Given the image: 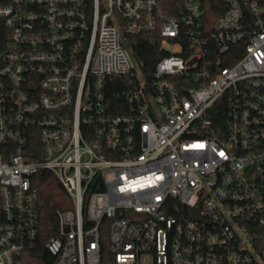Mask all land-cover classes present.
<instances>
[{
    "label": "built area",
    "instance_id": "built-area-1",
    "mask_svg": "<svg viewBox=\"0 0 264 264\" xmlns=\"http://www.w3.org/2000/svg\"><path fill=\"white\" fill-rule=\"evenodd\" d=\"M182 1L0 0V264H100L103 235L112 264H264V5L206 32ZM137 35L165 53L148 80Z\"/></svg>",
    "mask_w": 264,
    "mask_h": 264
},
{
    "label": "trees",
    "instance_id": "trees-1",
    "mask_svg": "<svg viewBox=\"0 0 264 264\" xmlns=\"http://www.w3.org/2000/svg\"><path fill=\"white\" fill-rule=\"evenodd\" d=\"M201 6V9L204 13L202 18V25L204 30L207 32V30H210L213 26V24L217 21V19L223 14L226 9L227 5L223 3L222 0H198ZM261 4L264 5V0H258ZM162 7L166 10V12L169 14V16L173 17L177 15V9L176 6L180 5L183 6L182 0H159ZM5 36V29L3 26L2 21L0 20V36ZM132 49L133 54L137 61L140 64V67L145 73V79H149V71L153 68L154 63L162 57L165 53H159L157 50V44L152 45L149 42V36L147 35H137V36H130L128 37ZM233 50H236V47L233 48ZM232 51V50H231ZM226 65H231L233 63V60H227L225 61ZM125 84V83H123ZM119 86V85H118ZM117 90H119L117 87L114 91L119 93ZM114 96V98H111V103L116 106V104L119 102V99L117 96L118 94ZM114 113H120L118 110H113ZM224 112V114H223ZM223 115H225V111L222 110L219 114L220 119L223 118ZM33 188L36 191V198H37V210L38 215L40 219V225L43 231V235L47 238V231H53V227H49V224L55 223V208L61 204V201H63V191L59 189L57 186V183L49 173H40L33 179ZM55 227V226H54ZM101 243V262L100 264H112L113 259L110 253L108 252L107 247V240L106 236L103 235L100 239ZM49 259V255L44 250L37 251V254L31 259H27V263L25 264H45L43 260ZM50 264V263H47Z\"/></svg>",
    "mask_w": 264,
    "mask_h": 264
},
{
    "label": "water",
    "instance_id": "water-1",
    "mask_svg": "<svg viewBox=\"0 0 264 264\" xmlns=\"http://www.w3.org/2000/svg\"><path fill=\"white\" fill-rule=\"evenodd\" d=\"M123 46H125L126 48L129 47V41L128 40H124L123 41ZM192 219L196 220V221H202V218L198 215V214H193L192 215Z\"/></svg>",
    "mask_w": 264,
    "mask_h": 264
}]
</instances>
